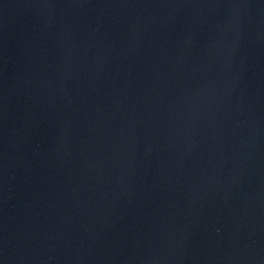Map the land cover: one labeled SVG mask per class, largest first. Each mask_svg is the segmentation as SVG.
<instances>
[{"label":"water","instance_id":"1","mask_svg":"<svg viewBox=\"0 0 264 264\" xmlns=\"http://www.w3.org/2000/svg\"><path fill=\"white\" fill-rule=\"evenodd\" d=\"M0 264H264V0H0Z\"/></svg>","mask_w":264,"mask_h":264}]
</instances>
